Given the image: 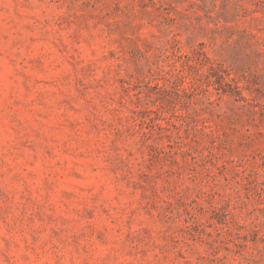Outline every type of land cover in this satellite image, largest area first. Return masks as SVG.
Returning <instances> with one entry per match:
<instances>
[{
	"label": "rangeland",
	"instance_id": "374dc122",
	"mask_svg": "<svg viewBox=\"0 0 264 264\" xmlns=\"http://www.w3.org/2000/svg\"><path fill=\"white\" fill-rule=\"evenodd\" d=\"M0 264H264V0H0Z\"/></svg>",
	"mask_w": 264,
	"mask_h": 264
}]
</instances>
